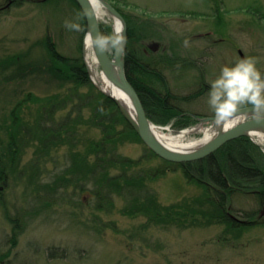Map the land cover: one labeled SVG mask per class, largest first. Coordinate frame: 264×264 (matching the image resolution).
Returning a JSON list of instances; mask_svg holds the SVG:
<instances>
[{"label": "rangeland", "instance_id": "1", "mask_svg": "<svg viewBox=\"0 0 264 264\" xmlns=\"http://www.w3.org/2000/svg\"><path fill=\"white\" fill-rule=\"evenodd\" d=\"M108 1L119 4L127 13L151 19L144 29L168 45L173 43L182 53L181 63L190 61L188 68L184 65L180 69H166L165 73L174 93L188 95L183 106L208 115L181 129L167 124L175 131L211 126L212 123L200 124L202 118L215 116L208 103L210 89L201 97L193 95L197 87H203L201 75L209 78L211 85L223 67L241 60L240 51L245 58L257 59L256 67L264 77V0ZM111 19L106 16L101 22L107 21L105 24L111 25ZM66 21L78 23L81 31L67 29ZM82 33L79 12L64 0L56 6L26 3L0 18V153L4 143L8 142L6 126L12 123V111L18 102L30 92L45 97L63 89L61 81L40 72L39 66L49 58L44 40L51 36L62 54L85 58L86 34ZM208 50L213 54H209L212 56L209 67L206 59L201 58ZM178 64L176 67L181 65ZM95 65L101 70L96 62ZM248 105L251 104L244 103L238 108ZM23 107L30 119L36 115L38 104L28 102ZM193 135L200 137L203 133ZM34 150L29 146L24 148L23 154L18 156L19 167L29 164ZM120 151L139 158L147 149L145 143L136 139L126 142ZM59 155L57 165L48 164L51 171L64 168L65 149ZM160 163L159 158H153L145 165L158 166ZM150 185L164 205L199 197L205 192V187L188 178L182 168L169 171ZM72 192L70 187L60 204L48 206L33 197L38 193L28 187L26 176L19 179L18 172H10L7 180H0V254L11 248L14 224L9 216H18L24 230L11 250L8 260L12 264H264L262 226L245 229L237 237L231 232L228 243L220 240L225 231L224 224L186 229L152 226L141 230L146 217L125 213L121 199L114 212L108 214L94 209L85 194L78 197ZM234 208L243 211L244 215L247 211L260 210L261 205L252 194H239L235 197ZM262 210L261 217L264 218V207ZM95 216L103 224L115 222L118 230L104 227L99 232L95 229ZM51 249L65 251L66 257H50Z\"/></svg>", "mask_w": 264, "mask_h": 264}, {"label": "trees", "instance_id": "2", "mask_svg": "<svg viewBox=\"0 0 264 264\" xmlns=\"http://www.w3.org/2000/svg\"><path fill=\"white\" fill-rule=\"evenodd\" d=\"M64 1L79 12L82 35H85L87 24L80 6L75 0ZM31 2L56 6L63 0H0V18ZM113 5L127 21V75L148 116L161 125L174 124L180 129L191 126L198 119L179 120L184 107L177 100L184 99L186 95L172 91L165 73L166 69L173 70L176 63L185 65L187 60L181 63L182 53L175 49L177 47L173 43L168 45L144 29L145 23L151 19L127 13L117 3L113 2ZM101 27L103 35L111 32L110 24L102 22ZM43 44L49 58L39 66L40 72L61 81L63 89L45 97L30 92L15 106L12 123L6 126L8 142L4 143L0 153V180H7L10 172H18L19 179L26 176L28 187H33L38 193L33 197L48 206L60 204L70 187L78 197L88 196L94 209L108 214L114 212L121 199L125 213L146 217L141 230L152 226L186 229L224 224L225 231L220 240L228 243L231 232L237 237L245 229L264 227V218L261 217L264 207V150L252 138L241 136L233 139L201 160L172 162L163 159L142 140L116 102L94 85L82 56L62 54L51 36ZM165 50L174 52L169 54ZM28 102L38 104L36 115L30 119L23 110ZM136 139L145 143L147 152L139 158L124 155L120 151L121 146ZM28 146L35 149L34 155L28 165L19 167L18 156ZM62 149H65V166L51 171L48 164H58ZM153 158H159L160 165H145ZM179 168L188 178L205 187V192L199 197L164 205L159 202L150 183ZM239 194L255 196L261 205L260 210L247 211L242 215L243 211L234 208L235 197ZM9 217L14 224L11 248L0 254V264H12L8 260L11 250L18 244L24 230L20 217ZM94 222L99 232L104 227L118 230L115 222L103 224L98 216ZM48 255L65 258L66 252L51 249Z\"/></svg>", "mask_w": 264, "mask_h": 264}, {"label": "water", "instance_id": "3", "mask_svg": "<svg viewBox=\"0 0 264 264\" xmlns=\"http://www.w3.org/2000/svg\"><path fill=\"white\" fill-rule=\"evenodd\" d=\"M80 6L82 12L84 13L87 30L86 35L91 33L95 35L99 33L103 36L102 27H101V19L97 18L96 15H88L87 13L91 11L90 8V0H75ZM103 7L110 14L111 18L118 17L121 19L125 26V35H126V44L124 46L123 54L117 55L115 52L112 53L111 50L108 51H99L93 48V52L95 55V61L100 66L103 73H105L109 78H111L118 86L124 89L129 96L131 97L133 107L137 116V119L134 120L131 115L127 112V110L122 106L121 102L117 97L112 95L111 93L104 90L100 85L92 78L91 76V68L89 62L84 54V61L88 68V72L90 74L91 80L93 83L101 90L103 93L111 97L121 112L125 116V118L130 122V124L134 127V129L138 132L142 140L147 144V146L153 150L158 156L163 159L172 161V162H190L204 159L205 157L213 154L220 147H222L225 143L236 139L241 136H249L253 140H256L253 136H251L250 132L256 129L264 128V110H257L255 106L248 105L242 108H238L233 115L246 114L247 116L234 126L226 129L225 131L215 135L209 142L194 151L189 152H177L171 149H168L163 144L160 143L159 140L155 138L152 132V125L156 124L147 114V110L143 104V101L130 81L127 70H126V61H125V51L127 47L128 40V25L123 14L108 0H101ZM85 35V36H86ZM243 58L245 59L244 53H242ZM205 123H216L215 116L204 117L201 119L200 124ZM164 128L169 126L158 125ZM195 128V127H194ZM184 130V129H183Z\"/></svg>", "mask_w": 264, "mask_h": 264}, {"label": "clouds", "instance_id": "4", "mask_svg": "<svg viewBox=\"0 0 264 264\" xmlns=\"http://www.w3.org/2000/svg\"><path fill=\"white\" fill-rule=\"evenodd\" d=\"M99 6L100 0H90L92 10L87 14L96 15L99 19ZM65 27L81 31L78 23L66 21ZM85 44L99 51L112 50L117 55H122L126 44L123 22L118 17H113L109 34L102 36L99 33H89L85 36ZM257 63L256 58L241 59L232 66L223 67L220 75L211 83L208 103L215 113L217 124H227L237 108L244 103L255 106L258 111L264 110V77L257 69ZM254 142L261 143L264 150V143L258 140Z\"/></svg>", "mask_w": 264, "mask_h": 264}, {"label": "bare ground", "instance_id": "5", "mask_svg": "<svg viewBox=\"0 0 264 264\" xmlns=\"http://www.w3.org/2000/svg\"><path fill=\"white\" fill-rule=\"evenodd\" d=\"M99 10L101 12L100 19L110 16V14L105 10L100 0ZM102 23V22H101ZM85 56L89 62L91 68L92 78L107 92L111 93L119 99L122 106L127 110L131 117L136 120L137 116L133 107V103L129 94L118 86L111 78H109L105 73L100 71L95 65V55L93 52V47L91 45L85 44ZM247 115H232L227 124L220 123L211 124V126H198L193 129H184L175 131L171 127H161L158 125H152L153 135L157 140L160 141L168 149L177 151V152H189L194 151L205 146L209 140H211L215 135L225 131L226 129L234 126L238 122L242 121ZM202 132L203 135L200 137H195L193 134ZM256 140L264 142V128L256 129L250 132ZM257 143V142H256ZM261 146V143H258Z\"/></svg>", "mask_w": 264, "mask_h": 264}, {"label": "flooded vegetation", "instance_id": "6", "mask_svg": "<svg viewBox=\"0 0 264 264\" xmlns=\"http://www.w3.org/2000/svg\"><path fill=\"white\" fill-rule=\"evenodd\" d=\"M211 53H209V50L202 53L201 54V58L204 57L206 60H205V63L208 65L209 67V60H210V57H212L211 55H209ZM182 55V54H181ZM242 52L240 51V56H241V59H244L243 56H242ZM187 59H190L189 57H187ZM187 63L185 65H187L185 68H188V66L191 64H189L188 62L190 61H186ZM180 65V63L178 64ZM196 65V63H195ZM184 66V64L182 63L180 66L178 67H175L174 69H177V68H182ZM202 68V67H201ZM202 76V79H203V87H197L196 88V92L194 93V97L197 98V97H201L203 94H205L206 91H209V89L211 88V85L209 84V78H207L205 75H201ZM197 94V95H196ZM183 95V94H181ZM185 98L184 99H178L177 101L180 103V105H182V107H184V109L180 112L179 114V120H187L191 117V119H199L201 118L202 116H205V115H208V114H205V113H201V112H192L191 110H188L185 106H183L185 103H187V99H188V95L184 96ZM184 103V104H183ZM182 109V108H181Z\"/></svg>", "mask_w": 264, "mask_h": 264}]
</instances>
